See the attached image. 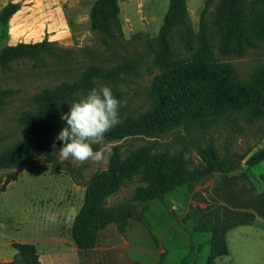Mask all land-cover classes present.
Wrapping results in <instances>:
<instances>
[{
	"label": "rangeland",
	"instance_id": "1",
	"mask_svg": "<svg viewBox=\"0 0 264 264\" xmlns=\"http://www.w3.org/2000/svg\"><path fill=\"white\" fill-rule=\"evenodd\" d=\"M95 1L0 0V12L8 4L18 5L5 25L0 22V54L6 47L42 41L49 42L53 52L14 60L6 68L0 65V148L24 136L19 117L36 111L37 95L77 79L89 66H129L114 81H94L97 89L109 86L121 94L118 113L124 118L151 108L159 64L192 61L202 35L213 61L226 66L236 80L248 81L264 65L263 22L255 48L220 49L216 21L225 11L221 0L208 5L203 32L200 14L206 0H185L187 28L171 30L166 53L159 49L158 38L169 0L118 1L119 28L107 37L91 30ZM244 1L247 5L251 0ZM253 16H247L246 8V27L247 18ZM186 41L192 50H187ZM208 145L215 152L212 173L152 201L134 198L136 190L146 186L143 181L126 180L106 197L108 207H126L131 212L124 231L109 225L99 232L93 249L76 247L72 226L84 202L86 183L108 169L113 151L121 159L142 146L170 159L180 155L186 170L196 173L206 165L201 151ZM263 146L264 119L249 120L239 110L188 125L162 123L141 134L104 139L103 145H92L94 151L105 148L99 163H80L71 157L62 161L58 150L50 160L36 155L1 169L0 186L9 174L16 173L17 178L0 192V264H20L13 243L33 245L40 264H206L212 234L193 227L201 215H209L221 230L218 242L225 254L213 264H264V219L253 207L256 197L264 193V159L254 167L246 165Z\"/></svg>",
	"mask_w": 264,
	"mask_h": 264
},
{
	"label": "trees",
	"instance_id": "2",
	"mask_svg": "<svg viewBox=\"0 0 264 264\" xmlns=\"http://www.w3.org/2000/svg\"><path fill=\"white\" fill-rule=\"evenodd\" d=\"M118 1L120 0L94 2L90 13L91 30L107 37L113 34L114 29L119 28ZM211 1L206 0L200 14L202 32L205 12ZM221 3L225 11L216 21L221 32L220 49L242 50L246 46L255 48V41L263 34L258 30L260 24L264 23V0H251L247 5L244 0H221ZM246 8L247 16L249 13L255 15L247 18V27L243 17ZM17 9L16 4L6 5L0 12L1 24L5 25ZM180 28H187L185 0H169L158 38L161 51H167L166 38L171 30ZM198 42L192 61L159 64L161 73L151 89V108L137 115L119 117V122L105 134L104 139L114 140L141 134L145 128L162 123L188 125L239 110H244V116L249 120L264 119V65L258 67L248 81L236 80L226 66L213 61L204 35ZM49 46V42L42 41L32 45L6 47L0 54V65L6 68L14 60L36 59L41 55L51 54L53 52ZM185 46L187 50H192L188 41ZM127 68L128 65L114 69L89 66L77 79L62 82L53 90L44 89L34 98L36 111L24 112L19 117V123L24 127V136L0 148V170L15 167L36 155L52 159L53 153L63 146V142L56 140V137L67 126L61 117L69 112L71 104L96 88L94 81H114ZM112 91L121 101V94L116 90ZM201 154L206 165L200 172L189 173L180 155L170 159L164 153L151 154L146 146H142L127 158L121 159L120 154L113 151L108 169L96 174L86 183L84 202L72 226V239L76 247L82 251L93 249L99 232L109 225H114L119 232L124 231L131 212L126 207H108L106 197L118 190L126 180L137 177L145 183V187L136 190V200L161 199L167 192L214 171L213 147L208 145L207 150L201 151ZM263 159L264 146L247 159L246 165L254 167ZM16 178V173L7 175L0 186V192L5 191L6 186ZM253 207L255 213L264 219V193L256 197ZM250 222L252 217L248 220ZM193 227L197 232L212 234L206 264H213L216 257L225 254V249L219 248L218 236L221 230L209 215H201L194 220ZM12 247L20 264H40L33 245L13 243ZM181 264H185L184 261Z\"/></svg>",
	"mask_w": 264,
	"mask_h": 264
},
{
	"label": "clouds",
	"instance_id": "3",
	"mask_svg": "<svg viewBox=\"0 0 264 264\" xmlns=\"http://www.w3.org/2000/svg\"><path fill=\"white\" fill-rule=\"evenodd\" d=\"M120 105L109 86L93 88L73 102L69 112L61 117L67 126L56 137L63 142L59 149L60 159L67 161L71 157L80 163L89 160L101 162L105 157V148L94 151L92 145L104 144L105 134L119 122Z\"/></svg>",
	"mask_w": 264,
	"mask_h": 264
}]
</instances>
